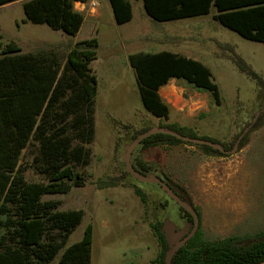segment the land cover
Segmentation results:
<instances>
[{"label": "rangeland", "instance_id": "374dc122", "mask_svg": "<svg viewBox=\"0 0 264 264\" xmlns=\"http://www.w3.org/2000/svg\"><path fill=\"white\" fill-rule=\"evenodd\" d=\"M24 1L0 7V50L14 42L22 53L53 54L63 68L66 54L76 42L95 37L98 44L96 59L90 63L97 79V93L85 108L84 116L67 113L66 117H56L52 113L51 117H44L43 134L54 130L56 140L68 146V152L60 156L53 150L44 151L39 138L32 137L18 162V170L26 182L46 183V169L52 164L68 163L81 175L82 186L41 199L55 203L57 211L84 212L67 245L78 242L86 226L91 225L89 264H154L159 245L151 223L162 224L170 247L190 231L192 224L159 185L141 182L125 168L124 156L136 134L170 124L224 143L228 152L241 135L239 142L244 138L242 147L233 152L237 161L220 165L216 176L224 183L234 176V180H240V186L236 187H241L246 199L240 215L242 226L227 233L215 229V219L219 213L228 212L224 207L231 197L228 186H219L218 201L204 207L209 225L204 216L200 226L202 238L215 242L231 235L245 237L264 232V139L261 145L254 146L264 135V117H258L264 109V90L232 61L236 54L264 83L263 44L246 40L213 20L216 13L213 8L206 15L157 22L147 16L141 0H130L131 19L123 24L115 22L108 0H94L98 3L95 11L77 3L74 9L83 14L84 20L78 33L68 36L45 24L27 21L22 9ZM163 50L178 52L206 66L218 88V102L210 92L198 90L183 79H174L175 87L167 83L159 92L168 106L167 118L148 113L141 104L129 56ZM71 74L68 70L62 74V80L71 85L60 91L64 101L73 97L77 89ZM90 127L91 132L86 133ZM207 157L187 144L148 148L137 145L129 161L131 165L135 160L150 165L153 171L147 175L163 173L203 214L200 206L207 195L198 191L194 179L198 169L205 179L213 169L205 163ZM110 179L118 180L119 184L102 189L97 186L99 180ZM133 187L143 193L144 203L134 194ZM214 189L217 188L210 189V196L216 195ZM56 234L48 232L46 237ZM58 257L48 264H56Z\"/></svg>", "mask_w": 264, "mask_h": 264}, {"label": "trees", "instance_id": "16d2710c", "mask_svg": "<svg viewBox=\"0 0 264 264\" xmlns=\"http://www.w3.org/2000/svg\"><path fill=\"white\" fill-rule=\"evenodd\" d=\"M16 1L19 0H0V6ZM87 1L89 0H25L22 9L27 21L45 24L52 30L75 36L84 17L74 9V3ZM108 1L117 24L130 21V0ZM141 1L147 16L157 22L206 15L213 8L216 12L212 16L213 20L246 40L264 45V0ZM97 46L95 37L76 42L67 52L63 68L53 54L22 53L14 42L7 43L0 50V264H48L58 255L56 264L90 263L91 225L86 226L78 242L67 245L70 234L80 224L84 212L57 211L55 203L41 200L45 195L66 194L71 188L82 186L81 175L68 163L64 166L52 164L46 169V183L26 182L18 170V162L22 150L32 137L39 138L40 147L44 151L53 150L60 156L65 151L68 152V146L56 140L54 130L43 134L44 117H51L52 113L56 117H66L67 113L74 117L84 116L85 108L97 93V79L90 68V63L96 59ZM232 58L237 69L255 79L264 90L261 78L236 54ZM129 65L135 71L143 108L156 118L166 119L168 116V107L161 100L158 91L170 79H183L198 90L210 92L218 102L219 91L211 80L210 71L197 60L163 50L130 55ZM65 70L72 73L70 77L77 89L73 97L64 101L60 98V91L71 86L66 80H62ZM258 117H264V109ZM91 128L86 133H90ZM161 128L181 136L218 143L223 151L229 150L224 143L198 136L189 128L176 124ZM149 130L136 134L133 140ZM242 140L238 143L240 147ZM177 144L195 146L204 155H223L222 151L208 146L192 145L161 133L150 135L139 146L148 148L153 145ZM132 167L144 175L153 171L150 165L139 160H135ZM154 175L193 208L200 220L199 213L180 187L172 184L163 173L158 175L155 172ZM118 184L116 179L97 182L100 189ZM133 192L141 202H145L140 189L133 187ZM178 208L184 219L192 224V217L179 206ZM150 227L159 245L154 264H165V255L170 246L162 224L156 221ZM52 231L57 234L46 237ZM263 261L264 232L208 242L202 238L199 221L196 233L176 252L172 264H258Z\"/></svg>", "mask_w": 264, "mask_h": 264}, {"label": "crops", "instance_id": "0c3cea01", "mask_svg": "<svg viewBox=\"0 0 264 264\" xmlns=\"http://www.w3.org/2000/svg\"><path fill=\"white\" fill-rule=\"evenodd\" d=\"M12 3H14V2H12ZM77 3L79 4L80 2H75L74 5ZM8 4H11V3H8ZM5 5H7V4H5ZM2 6H4V5H2ZM2 6H0V7H2ZM165 51H167V50H165ZM169 52H171V51H169ZM172 53L180 54L178 52H172ZM180 55H183V54H180ZM183 56H185V55H183ZM168 83L171 84L172 87L176 86V82L174 81V79H170L168 81ZM162 88L163 87H161L160 89H162ZM160 89L158 91V94L161 98V95L159 93ZM161 100H162V98H161ZM263 139H264V135L260 136V139L258 141H255V145H254L255 148L262 144ZM226 155H229V156L226 157ZM207 156L208 157L206 158L205 163L211 165L213 167V169L207 175V179L201 177V174H200L201 171H199L200 169H198V175L199 176L197 175L196 179H194L195 185H197L199 187L198 191L200 193H204L207 195V197L204 198V200H202V205L200 206V208H201V210H204V207L208 203H210L212 201H213V203L214 202L216 203V201H218V197L220 194V189L218 187L219 186H228L231 197L228 198V200L226 201V205L224 207V208L228 209V212H226L224 214L219 213L217 218L215 219V229L219 232H226L227 233V232L232 231L233 227H235L237 229L238 227L242 226L243 219L241 218L240 215H241L243 208H244V201H246L245 196H244L245 192L241 191V187H239V188L236 187V186H240V183H239L240 180L239 179L234 180L236 178V176H234L235 178L230 179L229 181H227L225 183L221 182V179H219L216 176H217V174L219 175V173H217L219 166L220 165H226V164H228L232 161H235V160L237 161V157H236L237 155L234 154L233 152L224 151L223 155H220L219 157H212L210 155H207ZM248 163H250V161H248ZM235 169H236V166H235ZM213 187L217 188V189L213 190V193L216 195L210 196V193H212V191L210 189ZM200 208H199V210H200ZM224 208H220V210H222ZM196 210H197V208H196ZM198 213H199V217H200V220H199L200 226L202 224V218L204 216H205L206 223L209 225V223H208L209 220L207 219V215L205 214V210H204L203 214L201 212H198ZM238 213H239V215H238ZM244 231H247V230L245 229ZM231 236H233V235H231ZM228 237H230V236H228ZM223 239H225V238H223ZM220 240H222V239H220Z\"/></svg>", "mask_w": 264, "mask_h": 264}, {"label": "water", "instance_id": "95a60500", "mask_svg": "<svg viewBox=\"0 0 264 264\" xmlns=\"http://www.w3.org/2000/svg\"><path fill=\"white\" fill-rule=\"evenodd\" d=\"M157 133H161V134H167L170 136H173L183 142L186 143H190L192 145H200V146H208L212 149L218 150V151H223V148L220 144L218 143H213L211 141H207V140H203V139H199V138H190V137H186V136H181L175 132L169 131L167 129H157V130H149L146 133H143L141 135H139L135 140H133L129 146V148L126 151V154L124 156V162H125V168L126 171L134 176L137 180L144 182V183H151V184H157L159 185L164 191L165 193L168 195V197L173 200V202L175 204H177L180 208H182L185 212H187L191 217H192V227L190 229V231L184 236L182 237L177 243H175L172 247H170V249L168 250V252L165 255V259L164 262L165 264H172V259L173 256L176 254V252L182 247L184 246L196 233L198 226H199V218L197 216V213L194 211L193 208H191L187 203H185L181 198H179L178 195H176L172 189L160 178L153 176V175H144L138 171H136L130 161V154L132 152V150L139 145V143L144 140L145 138L149 137L150 135L153 134H157ZM242 137V135L238 138L237 142L235 143L234 147L231 149L230 152H235V150L238 147V143L240 138ZM164 230V229H163ZM166 238H167V233L164 230ZM168 241V238H167ZM169 244V241H168ZM258 264H264V261Z\"/></svg>", "mask_w": 264, "mask_h": 264}, {"label": "built area", "instance_id": "2783aa9c", "mask_svg": "<svg viewBox=\"0 0 264 264\" xmlns=\"http://www.w3.org/2000/svg\"><path fill=\"white\" fill-rule=\"evenodd\" d=\"M81 7H84L86 6L88 10L90 11H95L97 6H98V3L94 0H91V1H87L85 3H80Z\"/></svg>", "mask_w": 264, "mask_h": 264}]
</instances>
